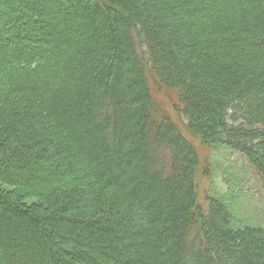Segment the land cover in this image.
<instances>
[{"label":"trees","instance_id":"obj_1","mask_svg":"<svg viewBox=\"0 0 264 264\" xmlns=\"http://www.w3.org/2000/svg\"><path fill=\"white\" fill-rule=\"evenodd\" d=\"M198 144L264 186V0H0V264H264Z\"/></svg>","mask_w":264,"mask_h":264},{"label":"rangeland","instance_id":"obj_2","mask_svg":"<svg viewBox=\"0 0 264 264\" xmlns=\"http://www.w3.org/2000/svg\"><path fill=\"white\" fill-rule=\"evenodd\" d=\"M143 48L146 50L144 46ZM169 95L172 99L159 88L155 90V98L164 102L167 108L171 109L175 120L178 121L180 118L171 108L172 100L176 98ZM182 120L186 122L185 119ZM229 123L237 122L229 119ZM198 149L202 161V169L198 177L200 179L199 195L202 202L205 203L204 196H207L209 191L214 192L217 189L221 193H233L237 195L234 199L239 210V216H236L234 221L264 226V186L251 168L248 159L240 152L226 146L210 147L209 144H198ZM207 164L209 176L203 179L201 177ZM227 179L230 182L235 181L238 186L236 185V188L231 190Z\"/></svg>","mask_w":264,"mask_h":264}]
</instances>
